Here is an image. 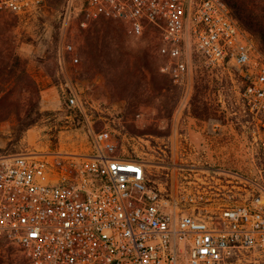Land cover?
Here are the masks:
<instances>
[{"label": "built area", "instance_id": "2783aa9c", "mask_svg": "<svg viewBox=\"0 0 264 264\" xmlns=\"http://www.w3.org/2000/svg\"><path fill=\"white\" fill-rule=\"evenodd\" d=\"M46 3L0 0V11L30 15ZM67 10L83 27L99 18L125 20L137 35L157 27L161 70L176 83L191 75V46L208 68L238 66L244 113L264 115V47L226 0H67ZM66 50L79 61L72 43ZM66 97L82 112L114 111L77 88ZM188 125L154 161L123 155L108 127L94 131L90 152L0 153V239L29 264H264V168L194 156Z\"/></svg>", "mask_w": 264, "mask_h": 264}, {"label": "rangeland", "instance_id": "374dc122", "mask_svg": "<svg viewBox=\"0 0 264 264\" xmlns=\"http://www.w3.org/2000/svg\"><path fill=\"white\" fill-rule=\"evenodd\" d=\"M0 21L13 25L16 51L40 87L43 112L25 130H20L15 115L1 121L0 153L67 151L61 144L90 152L94 131L108 127L114 130L123 155L154 161L159 146L168 144L173 129L181 132L185 123L191 126L193 138L204 135L196 139L208 162L252 172L264 168L260 141L264 115L253 119L244 113L246 81L238 66L208 68L203 55L191 46L187 53L191 75L176 83L161 70L167 59L160 51L161 30L152 25L137 35L127 21L113 18H99L83 27L68 13L67 0H47L42 10L30 15L1 11ZM68 43L74 45L78 62L66 50ZM42 72L54 75L59 85L58 107L43 108ZM69 87L103 98L114 111L82 112L69 104ZM25 98L18 94L16 99L21 105ZM0 264H29V260L20 246L0 239Z\"/></svg>", "mask_w": 264, "mask_h": 264}, {"label": "trees", "instance_id": "16d2710c", "mask_svg": "<svg viewBox=\"0 0 264 264\" xmlns=\"http://www.w3.org/2000/svg\"><path fill=\"white\" fill-rule=\"evenodd\" d=\"M226 1L242 24L261 38L264 47V0ZM12 27V23L0 21V122L15 115L20 130H25L42 117L40 87L30 75L26 60L16 51ZM18 94L26 95L21 105Z\"/></svg>", "mask_w": 264, "mask_h": 264}, {"label": "crops", "instance_id": "0c3cea01", "mask_svg": "<svg viewBox=\"0 0 264 264\" xmlns=\"http://www.w3.org/2000/svg\"><path fill=\"white\" fill-rule=\"evenodd\" d=\"M40 80L43 83H41V92H42V104H43V108L45 109H52L55 107H58L60 104V95H59V85L57 82L53 81L54 75L51 76L49 74H47L46 72H42L40 75ZM93 97H95L92 94ZM97 101H103V98H97ZM187 130L189 133H191V137H192V132H191V126L188 125ZM202 136V134H198V136H196L197 139H200ZM177 137V136H176ZM192 137V141L195 144V146L197 147L198 151L197 153H193V155L195 156H199V158H203V159H208L207 155L205 153L204 150H202L203 148L200 145V142L196 139ZM178 141V138H176ZM60 148H65V150L67 151H75L76 148L72 149V146H63L61 144ZM192 155V156H193ZM216 158H221L220 154L218 152H216L215 154ZM187 159H191V158H187ZM219 162V161H218Z\"/></svg>", "mask_w": 264, "mask_h": 264}]
</instances>
